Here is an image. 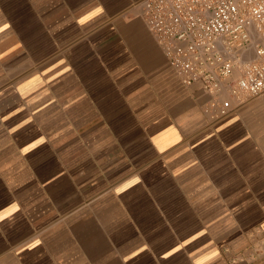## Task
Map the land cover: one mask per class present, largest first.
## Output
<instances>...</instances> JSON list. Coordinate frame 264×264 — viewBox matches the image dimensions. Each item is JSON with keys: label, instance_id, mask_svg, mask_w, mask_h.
Here are the masks:
<instances>
[{"label": "crops", "instance_id": "0c3cea01", "mask_svg": "<svg viewBox=\"0 0 264 264\" xmlns=\"http://www.w3.org/2000/svg\"><path fill=\"white\" fill-rule=\"evenodd\" d=\"M142 1L0 0V264H264V94L211 119Z\"/></svg>", "mask_w": 264, "mask_h": 264}, {"label": "built area", "instance_id": "2783aa9c", "mask_svg": "<svg viewBox=\"0 0 264 264\" xmlns=\"http://www.w3.org/2000/svg\"><path fill=\"white\" fill-rule=\"evenodd\" d=\"M142 17L183 84L220 120L264 94V0H143Z\"/></svg>", "mask_w": 264, "mask_h": 264}, {"label": "snow or ice", "instance_id": "6c2138e0", "mask_svg": "<svg viewBox=\"0 0 264 264\" xmlns=\"http://www.w3.org/2000/svg\"><path fill=\"white\" fill-rule=\"evenodd\" d=\"M36 243L38 244V243H39V241H37ZM34 246H35V245H32V246H30V247H34Z\"/></svg>", "mask_w": 264, "mask_h": 264}]
</instances>
